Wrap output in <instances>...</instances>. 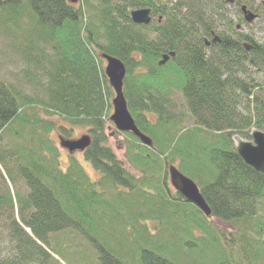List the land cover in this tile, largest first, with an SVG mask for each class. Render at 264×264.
<instances>
[{
  "label": "trees",
  "instance_id": "16d2710c",
  "mask_svg": "<svg viewBox=\"0 0 264 264\" xmlns=\"http://www.w3.org/2000/svg\"><path fill=\"white\" fill-rule=\"evenodd\" d=\"M241 5L264 25V0H0V32L25 64L20 81L0 77V230L12 244L0 264H61L52 254L67 264H264V173L232 141L264 132V41L236 30ZM139 8L149 24L130 20ZM102 55L123 62L127 109L152 141L117 132L137 173L108 145L114 92ZM74 127L88 133L82 158L94 177L72 153L62 167L51 134ZM169 165L197 184L209 215L171 188ZM73 236L91 253L76 252Z\"/></svg>",
  "mask_w": 264,
  "mask_h": 264
},
{
  "label": "water",
  "instance_id": "95a60500",
  "mask_svg": "<svg viewBox=\"0 0 264 264\" xmlns=\"http://www.w3.org/2000/svg\"><path fill=\"white\" fill-rule=\"evenodd\" d=\"M240 10L246 22H251L257 16L254 12L247 9L245 5H242ZM130 20L135 24H149L152 21L150 9L139 8L131 10ZM215 39L218 40L217 37ZM174 54L173 51L162 54L158 64H164ZM102 58L106 61L104 74L114 91L112 99L113 112L109 117L110 121L118 131L131 132L143 144L150 146L152 144L151 139L137 128L133 117L127 109L126 100L122 92L123 78L126 72L123 62L109 55H102ZM251 136L252 142L242 140L238 143L237 153L247 165L258 172L264 173V132L254 129ZM60 144L68 149L69 152L75 150L82 151L90 144V139L89 136L83 135L76 140L61 139ZM168 174L170 184L175 191L179 192L187 201L197 206L204 214H210V209L193 180L182 174L174 165L168 166Z\"/></svg>",
  "mask_w": 264,
  "mask_h": 264
},
{
  "label": "rangeland",
  "instance_id": "374dc122",
  "mask_svg": "<svg viewBox=\"0 0 264 264\" xmlns=\"http://www.w3.org/2000/svg\"><path fill=\"white\" fill-rule=\"evenodd\" d=\"M163 1L173 3L176 0H163ZM261 1L262 0H249V2H254V3L261 2ZM81 3H83V0H75V4L79 5ZM225 8L228 9L227 13L230 14V16L233 20V24L237 23L238 13L236 12V8H235L234 3L233 2L227 3L225 5ZM239 15L242 16L241 13ZM238 25H239L238 29H236V30H238L239 32L248 34L260 42L264 41V25L262 24L261 20L253 19L251 22H245L244 21L243 23L238 24ZM217 27H218L219 31L226 30L224 24H222L221 22L219 23L218 21H217ZM229 34L231 36H233L232 32H229ZM7 46H8L7 41H6L5 37L3 36V34L0 32V77H2L4 80H7V81L17 82V81H20L19 77L21 76L22 69L25 68V64L18 57V55H16ZM105 64L106 63L104 61L103 67L105 66ZM253 76H255L256 79L259 78V75H256V74ZM259 80H260V78H259ZM262 85H263V89H264V78L262 79ZM172 99H173L174 104L176 106L175 110L177 112L183 113V115L187 119V123L190 125L192 123V121H191V119H189V116H188L189 112H188V109L186 108V103H185L183 96L179 92H175L173 94ZM53 119L60 121L56 117H53ZM65 125L70 128L69 125H67V124H65ZM254 129L255 128L251 127L248 130V132H247L248 136L247 137H245L241 134H238V133H234L232 135L233 143L235 145H237L242 140L252 142L251 133ZM117 132H119V131H117L115 129L113 123L109 122V124L107 125V128H106V133L108 135V145L111 146V148L114 150V153L116 154L117 158L123 163V165L127 171L132 172V173H137V170L124 157V136L122 134H118ZM86 134H88V133L86 132L85 128L74 127L72 130V133L69 137H66L64 135H60L57 133H52L51 137L55 141V145L59 148L60 156H61V163H62L63 168L65 167L66 162H67V154L72 153L83 164L84 168L89 173V175L91 177H94L90 165L88 163H86L85 161H83L82 151L75 150V151L69 152L68 149H66L65 147H63L60 144L61 139L76 140V139H78L81 136L86 135ZM263 212H264V203L261 202L258 204L257 213L260 215ZM222 225L229 228V229L231 228V227H228L227 225H225L224 223ZM72 243H73L72 246L76 249V252L83 249V250H85V252L87 251V252H89V254L91 253V250L87 247L88 245L86 246L85 243L80 239V237L73 236ZM85 248H87V249H85ZM11 250H12V244L9 241L7 234L0 230V253L2 252L1 253L2 256H9ZM47 250L50 251L49 249H47ZM52 256L54 258H56L61 264H67L66 261L62 258V256L55 255V254H52ZM79 258H80L79 255L76 254L75 259H79Z\"/></svg>",
  "mask_w": 264,
  "mask_h": 264
}]
</instances>
